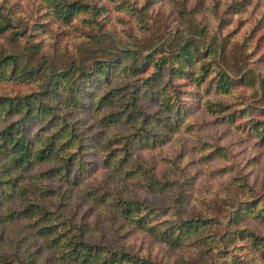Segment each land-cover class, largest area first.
I'll return each mask as SVG.
<instances>
[{
    "label": "trees",
    "instance_id": "16d2710c",
    "mask_svg": "<svg viewBox=\"0 0 264 264\" xmlns=\"http://www.w3.org/2000/svg\"><path fill=\"white\" fill-rule=\"evenodd\" d=\"M42 1L66 23L88 12L84 10L88 5L79 0ZM7 3L0 5V35L13 26ZM199 5L197 0L190 11L185 8L188 32L179 31L151 49L126 48L122 55L86 67L40 69L20 54L0 50V88L9 84L24 88L0 90V226L27 221L63 264H152L122 246L86 240L85 224L61 208L72 190L84 185L98 168L124 179L149 173L138 164L136 154L160 148L191 130L192 111L201 104L264 143V121L255 118L254 108L243 104L234 110L233 105L214 99V95H232L242 84L260 88L264 96V73L259 78L248 73L238 77L240 71L228 67L231 53L225 45L213 43L204 49L201 40L192 37L193 30L207 32L206 26L191 20L194 12L202 14ZM247 6L246 0L231 3L223 16L215 6L207 10L221 25L244 14ZM36 44L32 46L41 51V42ZM51 180L60 187L48 188L46 182ZM146 182L148 189L158 184L153 175ZM87 193L115 217L171 250L197 241L224 243L219 258L206 264H264V199L249 197L235 205L227 232L217 237L212 230L221 223L188 211L187 202L169 214L135 201L124 190ZM38 252L20 241L10 250L0 245V264H37Z\"/></svg>",
    "mask_w": 264,
    "mask_h": 264
},
{
    "label": "rangeland",
    "instance_id": "374dc122",
    "mask_svg": "<svg viewBox=\"0 0 264 264\" xmlns=\"http://www.w3.org/2000/svg\"><path fill=\"white\" fill-rule=\"evenodd\" d=\"M7 1L6 10L12 9L13 26L0 35V50L20 54L40 69L49 65L60 72L70 66L86 67L92 61L122 55L126 48L151 49L179 31L188 32L184 11H190L197 0H79L88 5L84 9L88 12L70 23L57 18L42 0ZM241 1L244 0H200L202 14L194 12L191 20L193 24L206 26L207 32L193 30L191 35L201 40L204 49L213 43L225 45L231 53L228 67L240 71L238 77L248 73L259 78L264 73V0H246L247 11L221 25L207 10L215 6L223 16L227 5ZM4 2L0 0V5ZM40 42L41 51L32 46ZM0 90L22 92L24 88L9 84ZM214 99L233 105L234 110L243 104L254 108L255 118L264 121V96L260 88L255 90L242 84L232 95H214ZM189 122L191 130L183 131L173 141L136 154L138 164L149 173L124 179L118 173L98 168L84 185L72 190L70 199L61 208L85 224L86 240L103 246H122L152 264H206L219 258L224 243L197 241L171 250L148 232L115 217L109 207L100 206L87 193L124 190L135 201L166 209L168 213L187 202L188 211L196 210L221 223L213 228L214 235L227 232L235 205L249 197L264 199V143L236 125L226 124L222 115L207 111L204 104L194 108ZM220 149L225 150L224 156L217 154ZM150 175L158 184L149 190L146 179ZM46 185L50 189L60 187L56 180L47 181ZM159 188L163 190L156 191ZM18 241L29 245L31 251H39L37 264H63L53 258V251L27 221L0 226V245L5 250Z\"/></svg>",
    "mask_w": 264,
    "mask_h": 264
}]
</instances>
